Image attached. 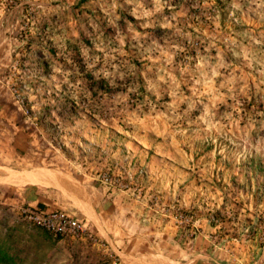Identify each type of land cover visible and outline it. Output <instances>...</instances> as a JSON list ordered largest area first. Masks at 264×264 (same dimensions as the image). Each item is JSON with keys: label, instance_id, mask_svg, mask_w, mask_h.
Returning <instances> with one entry per match:
<instances>
[{"label": "rangeland", "instance_id": "obj_1", "mask_svg": "<svg viewBox=\"0 0 264 264\" xmlns=\"http://www.w3.org/2000/svg\"><path fill=\"white\" fill-rule=\"evenodd\" d=\"M2 243L264 264V0H0Z\"/></svg>", "mask_w": 264, "mask_h": 264}, {"label": "built area", "instance_id": "obj_2", "mask_svg": "<svg viewBox=\"0 0 264 264\" xmlns=\"http://www.w3.org/2000/svg\"><path fill=\"white\" fill-rule=\"evenodd\" d=\"M39 222L46 229L56 234L70 233L79 236L86 229L85 224L80 220L56 211L42 217Z\"/></svg>", "mask_w": 264, "mask_h": 264}, {"label": "trees", "instance_id": "obj_3", "mask_svg": "<svg viewBox=\"0 0 264 264\" xmlns=\"http://www.w3.org/2000/svg\"><path fill=\"white\" fill-rule=\"evenodd\" d=\"M56 237H59V235ZM10 249V244L2 243L0 245V264H29L22 258L14 257L12 253H9Z\"/></svg>", "mask_w": 264, "mask_h": 264}]
</instances>
